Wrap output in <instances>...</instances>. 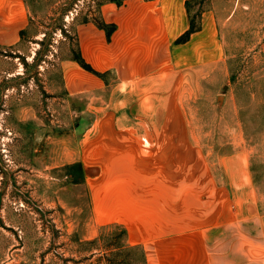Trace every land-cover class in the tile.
Segmentation results:
<instances>
[{
	"label": "rangeland",
	"instance_id": "rangeland-1",
	"mask_svg": "<svg viewBox=\"0 0 264 264\" xmlns=\"http://www.w3.org/2000/svg\"><path fill=\"white\" fill-rule=\"evenodd\" d=\"M23 1L27 35L0 44V264H107L86 243L116 226L149 264H264L243 221L245 196L264 212V0H193L190 22L214 10L218 59L207 44L151 76L83 22L124 0ZM76 41L119 67L87 79Z\"/></svg>",
	"mask_w": 264,
	"mask_h": 264
},
{
	"label": "crops",
	"instance_id": "crops-1",
	"mask_svg": "<svg viewBox=\"0 0 264 264\" xmlns=\"http://www.w3.org/2000/svg\"><path fill=\"white\" fill-rule=\"evenodd\" d=\"M189 1L191 0H124L122 4L113 3L112 1L102 4L101 14L103 15V20L107 24L113 23L115 25V29L109 38L105 33V28L98 26L99 35L103 36L106 34L109 49L105 56L110 59L111 55L120 54L125 61L137 62L142 65V76L152 75L150 72V74H145V69L153 61L157 66H162L163 64L168 66L171 64L172 67L173 61L180 64L181 61L194 56V58H197L196 62L198 63L203 60V48L207 44L211 46L213 51V60L218 59L216 55V52H219L216 40L217 20L212 8L201 10L200 30L191 33L187 41H178L191 27L187 8V2ZM2 6L4 7V12H1ZM106 9L108 12L115 13L113 20L104 19L106 14L102 10L106 11ZM85 23L95 24L92 21ZM27 25V9L23 0H0V44H18L21 41V31ZM90 47L92 48V46ZM91 48H87L84 58L89 57V61H86L96 71L102 73L119 67L115 64L104 66L99 56L93 54ZM189 51L190 54L188 53ZM100 55L103 56V54ZM161 70L160 68L154 72L158 73ZM84 71L86 77L89 76V80L102 81L100 76L94 73L93 75L92 72L90 73V71L85 69ZM163 71L164 74L169 75L164 69ZM158 75L161 76L162 74L158 73ZM89 80H87L86 84H88ZM148 137L150 138L151 136L149 135ZM153 149L154 155L149 159L155 165V145ZM148 152L150 153L149 150L147 154ZM233 165L235 166V164ZM237 170L240 175V181L238 180L235 186L236 188H244L247 186V179H244L245 169L237 167ZM251 198L245 196L243 199L245 210L243 221L246 224L245 226L253 225V223L255 225V223L259 222L260 230L257 231L261 233L259 235L261 236L259 243L263 244L264 248V212H260L257 203H254ZM253 231L256 232V230L251 229L250 233H254ZM245 233L249 234L246 230Z\"/></svg>",
	"mask_w": 264,
	"mask_h": 264
},
{
	"label": "trees",
	"instance_id": "trees-1",
	"mask_svg": "<svg viewBox=\"0 0 264 264\" xmlns=\"http://www.w3.org/2000/svg\"><path fill=\"white\" fill-rule=\"evenodd\" d=\"M194 1H202V0H194ZM104 2L105 1H98L97 7L94 9L93 14L91 13L90 14L91 16L87 15L83 19V22L92 21L100 28H105V29L107 28L109 30L108 33L110 35V33H112V31L115 29V25L109 26L103 20L101 14V6ZM192 2L193 0L187 2V6L188 5L190 6V3ZM62 14L66 15L68 13L63 12ZM199 14H201V11L199 12ZM62 18H64V16ZM27 29L28 28L26 27L21 31V41L24 40L25 36L27 35ZM200 29H201L200 19L199 22H196L195 18L192 17L190 29L183 36H181L178 39V41L179 42L187 41L191 33L198 31ZM46 35L47 34H45V36ZM70 58L78 61L85 69L92 71L99 76H102L100 72L94 70L90 66V64L85 62L80 52L79 42L77 41L74 43V49L72 50V55ZM116 227H117L116 231L107 235L102 233L98 238H96L93 241H89L86 244L90 246H97L94 247V249L96 250L105 251L106 252L105 259L107 261V264H148L144 249L139 245L136 246L130 245L128 241L127 231L123 227L120 226H116ZM100 242H103V246L100 245Z\"/></svg>",
	"mask_w": 264,
	"mask_h": 264
}]
</instances>
